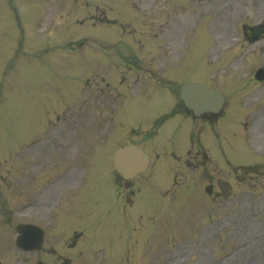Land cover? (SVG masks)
<instances>
[{"label":"rangeland","instance_id":"374dc122","mask_svg":"<svg viewBox=\"0 0 264 264\" xmlns=\"http://www.w3.org/2000/svg\"><path fill=\"white\" fill-rule=\"evenodd\" d=\"M14 1L19 26L9 7L4 8V0H0V9L3 6L0 10V31L7 29L0 34V44L4 45L2 57L0 54V264H264V177L257 173L264 170V154L260 153L258 139L261 137L259 134H264V116L258 117L264 107V84L255 85L250 80L255 67L264 65V42L250 47L243 42L242 35L243 23L260 21L264 0ZM95 4L102 9L103 21L113 18L116 24H125L123 33L129 35L126 37L128 40L114 46L119 38L118 27L103 24L102 21L99 25L94 24L97 19ZM104 10H110L111 14L104 13ZM115 10L120 14L114 16ZM178 12L179 21L171 26L177 28L175 36L170 30L163 41L149 39L162 23L178 15ZM78 19L83 24L77 23ZM15 42H22L19 47L21 54L6 57L13 51L12 46L17 53ZM146 42L148 47L145 50L142 47ZM111 45L114 49L117 46L122 49L120 52L104 51L103 47ZM116 53L120 61L125 59V66L133 64L145 72L152 69L150 78L166 86L171 84L173 91L174 88L178 90L186 79H203L205 61L211 62L210 68L217 77L212 85L221 88L222 76L229 79L235 76V81L238 80L239 87L244 86V90L233 103L244 108L243 114L239 117L240 113L231 109L224 129L231 137L235 130L231 123L237 117L240 127L246 122L248 127H243L245 147H238L239 142L233 143L229 145L233 156L229 151L226 154L229 160L225 155L217 158L213 152L216 142L213 147L209 146L204 134L205 124L194 120L196 129L191 132V140L195 144L189 150L193 155L188 156L191 123L187 120H167L151 137L149 147L145 145L149 155L165 156L158 159H162L163 164L158 163L160 168L152 178L156 164L134 182L138 195L144 192L145 187L148 188L132 207L126 208L130 222L135 218L132 224L127 225L129 220H124L115 203L119 196L123 197L124 190L113 188L109 192L111 182L103 174L110 171L113 148L125 145L129 136L126 134L124 139L116 141L108 138L107 132L112 126L107 122L102 135L93 133L92 139L95 146L101 145L97 153L102 163L101 180L85 194L84 198L88 201L80 208L83 213L80 210L71 216L64 208L56 222V213L50 204L46 208L32 209L26 203L33 192L30 181L37 182L43 173L38 172L36 178L30 177L29 154L22 142L39 135V121L53 120L70 103L74 106H71L69 114L91 113L94 104L87 108V103L83 102L85 96L78 99L82 90L91 88L96 91L95 84L104 90L107 98L112 95L111 90L118 93L116 70L121 63ZM127 55L134 56L129 60ZM154 57L156 59L150 64L148 60ZM192 57L196 63L191 70V62L186 63L185 59ZM164 58V65L157 63L158 59ZM187 64L188 69L185 68ZM125 66L122 68L125 69ZM100 70H105L113 83L104 74L99 75L102 82L96 79L97 76L93 78V71L97 73ZM132 72L140 75L139 71ZM134 79L131 77L132 81ZM134 92L126 95V89L121 91L126 100L121 107H116L117 134L123 135L121 130L128 133L138 131L140 127L150 131L155 120L168 114L173 106L174 98L166 91L148 90L146 97ZM61 93H65L63 101L57 102ZM228 93L232 103L235 94L230 90ZM97 105L101 107L95 116H106L112 104L99 102ZM253 108H257L256 112L248 115ZM252 116L260 120L256 122ZM83 119L85 116L69 120L78 123L76 132L83 131ZM98 123L95 118L92 125L88 124L86 128L90 127L91 133L99 132ZM252 124L256 125L255 135L249 130ZM178 126L180 128L175 133ZM70 127L71 123L66 128ZM257 127L259 132L262 130L258 135ZM171 135L173 138L170 140ZM252 135L257 140L247 141ZM239 136L242 138L241 130ZM21 146L23 149L18 150ZM17 150V156L21 155L19 159L14 157ZM195 152L198 153L197 158ZM204 153L208 158L210 156L211 162L209 159L204 161ZM70 156L71 153L67 152L60 158ZM158 160H152V163ZM247 165L255 168H244L248 175L241 180L240 170ZM233 173H236L234 178ZM254 174L260 178L252 181L250 178ZM220 176L231 180L235 186L226 204L216 198L215 192L210 197L204 192L208 183L215 187V178ZM173 179L174 184L169 185ZM150 180L153 187L149 185ZM158 189L161 190L159 202ZM155 209H158V219L152 222ZM143 214V221L138 222L137 215L141 217ZM151 222L155 229L157 225L161 228L154 232L149 228ZM24 223H34L46 229L42 252L23 253L15 248V227ZM83 226L88 230L86 236L82 237L78 248L68 250L66 242L69 236H62L63 233ZM133 227L137 229L132 232ZM53 228L55 233L60 229L58 236H54ZM141 237H146L147 241H140Z\"/></svg>","mask_w":264,"mask_h":264},{"label":"water","instance_id":"95a60500","mask_svg":"<svg viewBox=\"0 0 264 264\" xmlns=\"http://www.w3.org/2000/svg\"><path fill=\"white\" fill-rule=\"evenodd\" d=\"M206 95V98L199 97V95ZM184 95V96H183ZM181 98L185 102V105L193 109L198 115L201 112L216 111L218 103L221 105V95L217 91H210L203 86L196 84H187L181 89ZM146 156L133 147H128L125 150H119L114 155V166L116 170L125 178H131L136 173L143 171L147 165ZM26 226H18L17 231L22 234L23 230L32 232V229H25ZM24 235V234H23ZM18 238V245L24 246L28 240L26 235ZM28 249V248H26Z\"/></svg>","mask_w":264,"mask_h":264},{"label":"flooded vegetation","instance_id":"af4514ba","mask_svg":"<svg viewBox=\"0 0 264 264\" xmlns=\"http://www.w3.org/2000/svg\"><path fill=\"white\" fill-rule=\"evenodd\" d=\"M245 27H247V26H245ZM247 33H249V31H246V32H245V34H247Z\"/></svg>","mask_w":264,"mask_h":264}]
</instances>
